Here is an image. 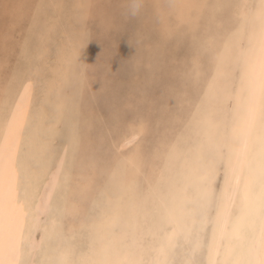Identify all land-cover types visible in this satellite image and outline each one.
<instances>
[{"label":"bare ground","instance_id":"obj_1","mask_svg":"<svg viewBox=\"0 0 264 264\" xmlns=\"http://www.w3.org/2000/svg\"><path fill=\"white\" fill-rule=\"evenodd\" d=\"M103 2L0 0V264H264V0H145L136 65L188 34L179 94L200 95L159 133L118 117L96 154L79 116L90 25L118 29Z\"/></svg>","mask_w":264,"mask_h":264},{"label":"rangeland","instance_id":"obj_2","mask_svg":"<svg viewBox=\"0 0 264 264\" xmlns=\"http://www.w3.org/2000/svg\"><path fill=\"white\" fill-rule=\"evenodd\" d=\"M145 8H150L145 0H104L94 13L99 24L106 23L104 17L101 18L106 14L109 16L107 22L118 27H108L112 34L105 33L102 36L95 31L98 23L92 22L89 28V52L96 59L85 71L87 78L82 97L87 107L83 108L79 117L83 129L91 132L90 136L86 135L85 145L93 146L96 154L101 150L99 142L104 141V144L109 145L119 134V127L125 125L120 123L119 118L128 120L135 115H143L155 122L157 119L161 125L155 130L159 133L176 116H186L185 111L179 110L176 114L172 111L174 106H178L174 102L176 97L182 95L193 103L200 95L202 87L194 84L179 94L180 89H185L188 76L184 66L189 58L187 49L191 44L188 34L179 38L178 42L176 40L175 46L158 48L153 52L157 66L145 69V65H136L135 58L145 55L138 54L139 38L157 35V31H152L157 21L147 19L149 13ZM6 18H1L0 30L8 23ZM177 122L181 123L179 120ZM152 140L151 137L149 142ZM93 150L87 146L84 149L86 155Z\"/></svg>","mask_w":264,"mask_h":264}]
</instances>
